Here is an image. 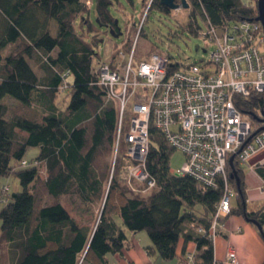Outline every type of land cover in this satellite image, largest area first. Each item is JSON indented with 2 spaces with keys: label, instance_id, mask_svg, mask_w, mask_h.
<instances>
[{
  "label": "trees",
  "instance_id": "obj_1",
  "mask_svg": "<svg viewBox=\"0 0 264 264\" xmlns=\"http://www.w3.org/2000/svg\"><path fill=\"white\" fill-rule=\"evenodd\" d=\"M190 1L193 8L185 29L194 36L200 29L197 17L218 28L257 17V0L248 4L240 0ZM93 6L96 23L115 29L110 0H95L94 4L91 0H0V177L12 175L21 187L1 198L0 264L3 260L7 264H108L106 255L122 252L125 229L145 231L152 244L147 252L156 253L161 260L177 257L178 242L183 239L195 244L192 264H217L212 239L208 233L196 232L194 226L209 228L222 197L223 181L202 191L189 176H173L169 158L174 149L154 128L150 129L146 167L156 186L147 197L124 195L118 204H111L110 192L118 188L115 179L91 230L79 226L60 202L64 196L76 197L85 206L101 200L104 175L98 174L94 162L113 143L116 126V107L105 101L104 91L95 84L92 62L98 43L91 39L93 35L88 34V41L74 28L78 23L81 30L87 26L86 33H92L84 15ZM152 8L170 12L159 0L152 1ZM62 90L69 92L63 110L54 102ZM6 97L22 106L36 105L40 118L7 117ZM237 99L238 109L255 130L260 129L264 93ZM28 148L38 149L35 158L44 165L46 176L39 184L45 195L40 191L37 196V167L21 165L27 161ZM226 173L227 183L236 193V206H231L229 215L263 227L264 203L248 210L236 158ZM257 173L264 180V167H258ZM186 254L183 247L181 264L186 263Z\"/></svg>",
  "mask_w": 264,
  "mask_h": 264
},
{
  "label": "built area",
  "instance_id": "obj_2",
  "mask_svg": "<svg viewBox=\"0 0 264 264\" xmlns=\"http://www.w3.org/2000/svg\"><path fill=\"white\" fill-rule=\"evenodd\" d=\"M152 1L147 3L145 14ZM179 8L182 6L176 10ZM142 23L140 20L138 31ZM203 23L205 30L198 34L213 46L206 58L183 62L158 52L136 61L135 40L129 52L116 48L114 61L98 62L95 84L117 111L112 172L117 167L119 181L135 195L156 186L146 167L151 128L183 154L180 169H169L173 176H189L202 191L223 181L222 197L209 228L194 226L196 232L208 233L214 241L236 195L227 183L229 158L233 156L241 165L264 149V130L256 132L236 106L237 98L264 93V31L261 23L252 19L220 28L208 20ZM127 106L132 115L125 120ZM259 123L264 127L263 120ZM21 165L27 167L29 163L22 161ZM1 192L5 195L8 187L3 186ZM226 259L237 262L233 249L227 251ZM192 260L193 255L187 253L185 264H192Z\"/></svg>",
  "mask_w": 264,
  "mask_h": 264
},
{
  "label": "rangeland",
  "instance_id": "obj_3",
  "mask_svg": "<svg viewBox=\"0 0 264 264\" xmlns=\"http://www.w3.org/2000/svg\"><path fill=\"white\" fill-rule=\"evenodd\" d=\"M94 4L95 0H91ZM187 5L191 6L189 8H179V10L173 9L169 13L161 12L155 8H152V3L150 5L149 11L145 14V7L150 0H110L111 6L109 7V13L111 17L117 21V26L121 35L117 38L112 37L107 33L105 27H100L96 23V18L94 14V6L91 8L88 15H84V18L88 20L89 25L92 26V33H86L87 26L83 27L85 31L81 30L79 24H75V30L81 33L83 38L88 41L94 39L97 46L94 47L95 56L93 59L94 67L97 66L99 61L108 62L109 60L114 61L113 55L116 48H121L123 51L129 52L133 45L134 41V60H140L142 58H147L153 53L165 52L170 57L180 59L181 61L187 62H198L201 59L206 58L209 53L212 51L213 46L208 42L207 39L199 36H194L188 33L185 29L187 22V17L192 11L193 5L190 0H185ZM243 4L251 3L255 0H240ZM179 6L181 5V0L177 2ZM143 20L142 28L138 31L139 21ZM196 22L200 31L205 30L204 21L200 17L196 18ZM93 35L89 39V35ZM124 44V45H123ZM114 51V52H113ZM33 63V61H31ZM30 62V64H31ZM37 69V68H36ZM69 92L61 91L55 97V105L63 110L65 108V103L68 102ZM5 104L7 106L8 112L7 117L14 115H25L29 118L39 119L41 116V111L36 105L22 106L17 102L6 97ZM125 120L132 115L131 109L127 106L125 113ZM38 149L37 148H28L24 158L28 161L29 166H36L38 172V185L35 188L37 196L41 191V185L39 184L46 176L45 168L40 162L36 160ZM113 143L110 146L102 149L100 153L96 156L94 162V168L98 174L104 175L102 179V188L100 190V195H102L101 200L94 204L93 206H85L76 197L64 196L61 198L60 202L63 207L67 210L69 215L76 221L79 226L87 227L92 229L99 218L100 211L102 208L105 195L109 193L110 185L113 181H117V167L114 168L112 172V163H113ZM37 161V162H36ZM184 161L183 154L178 150H173L169 158V168L170 170L177 171L182 166ZM35 164V165H34ZM96 172V173H97ZM119 181V179H118ZM117 181L118 188L114 191H111V204H118L123 196H134L135 193L124 184H120ZM3 186L8 187V194L13 192H19L21 187L17 178L12 175L8 177H0V200L5 196L1 189ZM41 191V192H40ZM151 191V190H150ZM143 193L139 196L147 197L149 192ZM44 194V193H43ZM45 195V194H44ZM50 202L49 199H47ZM3 204V203H2ZM0 202V208L2 206ZM88 211V212H86ZM197 212V211H196ZM198 213V212H197ZM145 233V231H143ZM262 233L264 236V227H262ZM1 244V243H0ZM4 246H1V251ZM111 255V254H108ZM83 254L79 256V263L83 259ZM5 258V256H4ZM4 264H7L4 261Z\"/></svg>",
  "mask_w": 264,
  "mask_h": 264
},
{
  "label": "crops",
  "instance_id": "obj_4",
  "mask_svg": "<svg viewBox=\"0 0 264 264\" xmlns=\"http://www.w3.org/2000/svg\"><path fill=\"white\" fill-rule=\"evenodd\" d=\"M35 71L41 74L36 69ZM258 167H264V149L240 165L248 210L264 203V180L257 173ZM231 206H236L235 198L231 199ZM221 225L213 241L214 261L217 264H264V237L254 224L241 216L231 214L222 220ZM124 232L126 240L122 252L106 255L108 264H181L179 256L183 247L186 253L195 252L193 242L184 243L183 239H180L176 250L178 256L164 261L156 253L147 252L146 248L152 247V244L146 232L132 233L126 229ZM229 249L234 250L236 263L227 261Z\"/></svg>",
  "mask_w": 264,
  "mask_h": 264
},
{
  "label": "water",
  "instance_id": "obj_5",
  "mask_svg": "<svg viewBox=\"0 0 264 264\" xmlns=\"http://www.w3.org/2000/svg\"><path fill=\"white\" fill-rule=\"evenodd\" d=\"M159 3L162 6L168 8L170 10H173V9H176L179 7V4L176 3V0H159ZM181 6L185 9L188 8V5H187L185 0H181ZM256 10H257V17L255 20L259 21L261 23L263 31H264V0H257L256 1ZM115 26H116V28L114 29L112 27H108V25H104V27L108 29L109 35H111L114 38H117L118 36L121 35V32L119 31V28L117 26V21H115ZM260 116L264 117V106H263L262 110L260 111ZM258 121H261V120H258ZM263 121H264V119H263ZM261 130H264V127H261L256 132L261 131ZM232 161H233V156L229 158L228 164L231 165ZM252 223L257 227L258 231L263 236L262 226L257 224L255 221H252Z\"/></svg>",
  "mask_w": 264,
  "mask_h": 264
},
{
  "label": "flooded vegetation",
  "instance_id": "obj_6",
  "mask_svg": "<svg viewBox=\"0 0 264 264\" xmlns=\"http://www.w3.org/2000/svg\"><path fill=\"white\" fill-rule=\"evenodd\" d=\"M107 32H108V30H107ZM260 115V114H259ZM260 118H261V116H259Z\"/></svg>",
  "mask_w": 264,
  "mask_h": 264
}]
</instances>
